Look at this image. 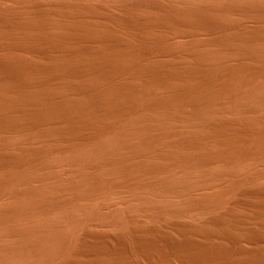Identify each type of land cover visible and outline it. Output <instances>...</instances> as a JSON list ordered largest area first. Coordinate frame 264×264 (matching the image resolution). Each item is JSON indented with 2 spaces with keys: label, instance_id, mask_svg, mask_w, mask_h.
Masks as SVG:
<instances>
[{
  "label": "bare ground",
  "instance_id": "6f19581e",
  "mask_svg": "<svg viewBox=\"0 0 264 264\" xmlns=\"http://www.w3.org/2000/svg\"><path fill=\"white\" fill-rule=\"evenodd\" d=\"M0 2V264H264V0Z\"/></svg>",
  "mask_w": 264,
  "mask_h": 264
},
{
  "label": "rangeland",
  "instance_id": "374dc122",
  "mask_svg": "<svg viewBox=\"0 0 264 264\" xmlns=\"http://www.w3.org/2000/svg\"><path fill=\"white\" fill-rule=\"evenodd\" d=\"M0 3H1V2H0ZM2 4H3V5L0 6L1 9H2V6L6 7V3H5V4L2 3ZM4 7H3V8H4ZM58 18H59V17L57 16V17H55V18L52 19V20L55 21L56 19L58 20ZM72 19H73V20H72ZM76 19H77V20H76ZM79 19H81V18H79ZM79 19H78V18H71V19H67V20H65V19L62 20V19L60 18V19H59V20H60L59 22H58L57 20H56L55 22L58 23V24L61 23V24H59V25H61V26H65V25L68 26L70 23H71L70 25H72V26L76 24V25L74 26L75 28H76V27H83V25H84V27L87 26L88 28H94V27L99 28V27H100V29L102 28V29L105 30V31H104L105 34H104L103 36H107V34H108V37H109V36H113L112 39L115 40V41L117 40V39H115V38H118V37H119L118 34L115 35V33H113V31L111 30L110 27H106V24H105L104 22H102V21H97V22H96V21L93 20V21H94V22H93V21L88 17V20H87V18H82V19H83V20H82L83 23H82L81 20H80V22H79ZM84 19H86V20H84ZM50 20H51V19H50ZM52 20H51L50 22H51V23H52V22L54 23V21H52ZM68 20H69V22H68ZM70 20H71V21H70ZM75 20H76V21H75ZM61 21H62V22H61ZM89 21H90V22L92 21V22L94 23V24L92 23L94 27L91 26V23H90ZM63 22H65V24H63ZM66 22H68L69 24L66 23ZM73 22H76V23H73ZM84 22H85V23H84ZM86 22H87V24H86ZM72 23H73V24H72ZM78 23H79L81 26H80ZM99 23H100V24H99ZM103 23H104L105 25H104ZM77 24H78L79 26H77ZM85 24H86V26H85ZM88 24H89L90 27L88 26ZM95 24H96V26H95ZM70 25H69V26H70ZM102 25H103V26H102ZM109 29H110V32H109ZM106 32H107V33H106ZM6 33H8V35H11L12 32H10V34H9V31H7ZM109 33H110V34H109ZM111 33H112V35H111ZM1 36H2V35H0V38H1V39H5V40H6V38H4V37L2 38ZM114 36H116V37H114ZM5 40H2V41H1L2 43L0 42V45L6 43ZM118 40L121 41L120 39H118ZM3 41H4V42H3ZM5 46H6V45H5ZM0 48H2V49H0V67H1V68H0V73H3V72H9L10 70H11V71H16L17 69H14V68H18L17 66L19 65L18 63H19L20 61H21L20 63L24 62L25 64H24V63H22V64H24V65H26V66H31V68L34 67V65H42V63L45 64L46 62H48L47 59H46V61L43 60V61H44V62H43L42 59H41L38 55L35 54L36 52H34V53H33V52L30 53V55H32V57H33V58H32V57L29 55L28 51H27V50L25 51L24 49H19V50H18L17 48H14V47H13V48H14V49H13L11 46H9L8 49H7L6 47H5V49H4L3 47H0ZM116 48H117V51H116V53H117L118 50H119L120 48L117 47V46H116ZM6 49H7V50H6ZM10 49H11V50H10ZM16 49H17V50H16ZM1 50H2V53H1ZM3 50H4V51H3ZM5 50H6V51H5ZM8 50H9V51H8ZM13 50H15L16 53L13 52ZM20 50H21L22 52H24V54H23V53L20 54ZM17 51H19V53H18ZM29 52H30V51H29ZM25 53H26V54H25ZM18 54H19V55H18ZM34 54H35V55H34ZM21 55H23V56H21ZM27 55L30 56V59H29V57H28ZM20 56H21V57H20ZM34 56H35V58H34ZM16 57H17V58H16ZM26 57H28V58H26ZM22 58H23V59H22ZM31 58H32V59H31ZM36 58L39 59L38 62H36L37 60L35 61ZM21 59H22V60H21ZM25 59H26V60L28 59L27 62H25ZM5 60H6V62H5ZM19 60H20V61H19ZM67 60H68V59H67ZM67 60L64 59V61H67ZM2 61H3V62H2ZM7 61H8V62H7ZM9 61H10L11 63H10ZM29 61H30V63H29ZM33 61H34L35 63H34ZM40 61H42V63H40ZM4 62H5V63H4ZM14 62H16V63H14ZM8 63H9V64H8ZM13 63H14V64H13ZM39 63H40V64H39ZM2 64H3V65H2ZM10 64H11V65H10ZM15 64H16V65H15ZM27 64H29V65H27ZM5 65H8V66H5ZM9 65H10V66H9ZM12 65H14V66L12 67ZM2 66H3V67H2ZM15 66H16V67H15ZM5 67H6V69H7L8 71L5 69ZM2 68H3V69H2ZM11 68H12L13 70H12ZM0 138H2V137H0ZM0 142H1V139H0ZM89 232H90V231H89ZM96 232H97V231H96ZM96 232H95V233H96ZM98 232H99V233H98ZM98 232H97V233H98L99 235H104V234L106 235V233H107V234L109 233L108 231H105V232H104V231H101V232H102L101 234H100V231H98ZM231 232H233V231H231ZM95 233H94V234H95ZM97 233H96V234H97ZM160 233H161V235H162L163 231H161ZM174 233H175V232H174ZM98 234H97V235H98ZM110 234H111V233H110ZM166 234H167V235H166ZM169 234H170V235H169ZM172 234H173V232H171V233H170V232H166V233L164 232L163 235L166 236L165 238H167L168 242H159V245H160V244H161L160 246H164V245H165V246H164V248H165V247H169L168 245H166V243H171V244L174 243V244H177L178 242H180V240H181V239L179 238L180 235H179L178 233H175V234H173V235H174V236H173ZM176 234H177V235H176ZM164 236H163V237H164ZM168 237H169V239H168ZM178 239H179V240H178ZM170 240H171V241H170ZM177 240H178V241H177ZM169 241H170V242H169ZM173 241H174V242H173ZM108 242H109V244H113V243H114V241H112V240H109ZM162 243H163V244H162ZM246 243H247V245H245ZM242 246H244V247L247 248V249H252V248L254 249V248H256L255 244H253V245H252L253 247H252L251 244L248 243V242L243 243ZM250 246H251V248H250ZM253 249H252V250H253ZM147 255H148V254H144V253L141 254V253H140V254H138V256H137L136 258L133 257L134 259L132 258V259L129 260L128 262H132V263H135V262H136L135 264H138V263H140V264H146V263H147V264H150V263H153V262L159 260V258H158V259H155V260L150 259L149 256H147ZM142 256H143V257H142ZM135 259H136V260H135ZM141 259H142V260H141ZM144 260H145V261H144ZM163 260H165V259H163ZM172 260H173V261H172ZM134 261H135V262H134ZM141 261H143V262H141ZM159 261H160V260H159ZM161 261H162V259H161ZM175 261H176V262H175ZM170 262L173 263V264H180V263H181L177 258H176V259H171Z\"/></svg>",
  "mask_w": 264,
  "mask_h": 264
}]
</instances>
